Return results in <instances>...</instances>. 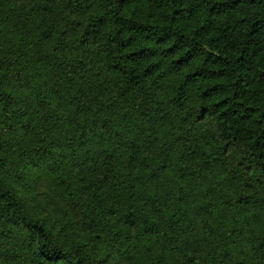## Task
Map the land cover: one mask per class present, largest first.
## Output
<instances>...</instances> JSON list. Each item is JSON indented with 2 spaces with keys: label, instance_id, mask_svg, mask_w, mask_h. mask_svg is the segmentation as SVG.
<instances>
[{
  "label": "trees",
  "instance_id": "obj_1",
  "mask_svg": "<svg viewBox=\"0 0 264 264\" xmlns=\"http://www.w3.org/2000/svg\"><path fill=\"white\" fill-rule=\"evenodd\" d=\"M0 264H264V0H0Z\"/></svg>",
  "mask_w": 264,
  "mask_h": 264
},
{
  "label": "rangeland",
  "instance_id": "obj_2",
  "mask_svg": "<svg viewBox=\"0 0 264 264\" xmlns=\"http://www.w3.org/2000/svg\"><path fill=\"white\" fill-rule=\"evenodd\" d=\"M12 48H16L12 46ZM34 189L26 192L25 196L31 205V211L35 215H43L48 217V221L58 222L62 214V203L64 196L55 191L53 186L45 183L43 179L36 180L33 184Z\"/></svg>",
  "mask_w": 264,
  "mask_h": 264
}]
</instances>
